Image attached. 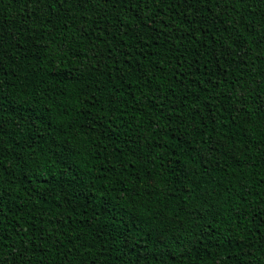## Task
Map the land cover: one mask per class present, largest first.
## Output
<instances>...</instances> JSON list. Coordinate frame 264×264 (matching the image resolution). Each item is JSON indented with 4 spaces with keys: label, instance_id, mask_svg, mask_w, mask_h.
Returning a JSON list of instances; mask_svg holds the SVG:
<instances>
[{
    "label": "trees",
    "instance_id": "trees-1",
    "mask_svg": "<svg viewBox=\"0 0 264 264\" xmlns=\"http://www.w3.org/2000/svg\"><path fill=\"white\" fill-rule=\"evenodd\" d=\"M0 264H264V0H0Z\"/></svg>",
    "mask_w": 264,
    "mask_h": 264
},
{
    "label": "snow or ice",
    "instance_id": "snow-or-ice-1",
    "mask_svg": "<svg viewBox=\"0 0 264 264\" xmlns=\"http://www.w3.org/2000/svg\"><path fill=\"white\" fill-rule=\"evenodd\" d=\"M3 177H2V174H0V179H2Z\"/></svg>",
    "mask_w": 264,
    "mask_h": 264
}]
</instances>
